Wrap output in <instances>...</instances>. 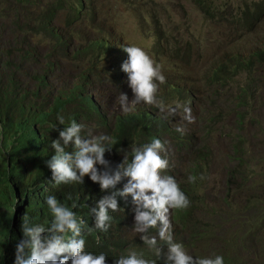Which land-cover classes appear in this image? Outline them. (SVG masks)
<instances>
[{
  "label": "trees",
  "instance_id": "obj_1",
  "mask_svg": "<svg viewBox=\"0 0 264 264\" xmlns=\"http://www.w3.org/2000/svg\"><path fill=\"white\" fill-rule=\"evenodd\" d=\"M193 1L207 17L231 18L237 39H245L248 33L264 34V0H244L238 5L232 0ZM108 3L112 7H107L106 0H0V264H14L25 213L33 224L50 225L52 216L45 203L50 194L69 207L74 202L78 205L72 210L85 221L86 249L106 253L108 264L130 247L155 258L133 231L131 215L109 210L113 217L109 230L94 227L91 207L122 190L127 177L107 190L90 176L84 177V183L55 185L52 181L47 165L54 155L51 142L72 120L91 128L95 135L112 138V148L105 152L112 169L123 161L125 152L131 159V145L141 146L154 138L167 141L165 174L177 179L191 201L188 208L172 211L174 240L193 256L222 254L225 264H253L254 259L264 264V171L256 179L247 175L264 168V139L245 133L250 123L264 130V35L253 38L256 42L245 54L242 46H233L236 37L230 34V39L213 50L210 66L200 73L193 64L194 55L200 52L197 37L190 31L187 39L182 38L178 30L171 42L162 27L164 5L157 0ZM122 6L144 12L142 20L152 19L153 43L145 38L142 24L137 31L144 41L130 40L123 24H117L108 12ZM159 12V18L153 19ZM128 44L143 47L160 65L166 82L157 81V99L190 105L194 123L183 120L181 110L168 115L143 102L128 113L122 111L120 94L126 93L130 104L134 99L128 74L122 70L128 59L122 47ZM241 74H246L244 87L219 92L217 85L224 89L221 85ZM174 81L177 84L172 87ZM104 99L114 107L111 111L105 109ZM153 108L172 121L169 134L157 133L150 124ZM231 114L234 118L229 125ZM59 115L65 119L63 125ZM178 126L184 128L183 134L176 131ZM218 126L231 144L215 160L207 134ZM72 150L71 145L66 148ZM251 160L254 164L248 167ZM97 167L105 170L103 165ZM193 175L195 183L188 180ZM218 176L224 177L223 190L211 186V179ZM233 212L243 217L241 223L221 230ZM157 231L152 228L149 234Z\"/></svg>",
  "mask_w": 264,
  "mask_h": 264
},
{
  "label": "clouds",
  "instance_id": "obj_2",
  "mask_svg": "<svg viewBox=\"0 0 264 264\" xmlns=\"http://www.w3.org/2000/svg\"><path fill=\"white\" fill-rule=\"evenodd\" d=\"M122 48L128 54L122 70L128 74L129 86L134 93L131 104L126 93L120 94L118 100L122 111L128 113L136 104L143 102L168 115H175L181 110L182 119L194 123L190 105L174 101L173 106L157 99V81L163 84L166 77L148 51L135 44ZM176 84L174 81L170 85L175 87ZM115 110L119 111L118 108ZM150 114V124L154 130L159 134H169L172 121L155 108L150 110ZM58 120L62 125L65 123L62 115L58 116ZM85 129L86 135H82ZM176 131L183 134L184 128L178 126ZM111 144L109 135H95L91 128L72 120L59 132V138L52 140L54 155L47 165L52 171L55 185L84 183V177L90 176L102 190H107L115 187L122 178H128L122 190L104 196L98 200L96 207H91V212L95 214L94 227L102 232L109 230L113 219L109 210L131 215L128 220L134 222L133 231L140 234L143 244L155 258L130 247L115 257L113 264H158L161 259L163 264H225L222 254L193 256L173 238L172 211L188 208L191 201L177 179L165 174L169 167L168 142L154 138L141 146L131 145V159L125 152L123 161L115 169L105 158V152L112 148ZM69 145L72 151H66ZM98 164L105 166V170L101 172ZM200 179H204V176L201 175ZM188 180L195 183L197 177L189 176ZM68 199H71V195ZM45 203L52 216L50 225L33 224L27 213L21 217L23 238L15 245L14 264H108L106 253L86 249L82 235L85 221L72 210L78 206L75 202L69 207L61 203L55 194H50L45 197ZM152 228H158L156 235L149 234ZM26 249L30 251L26 252Z\"/></svg>",
  "mask_w": 264,
  "mask_h": 264
},
{
  "label": "rangeland",
  "instance_id": "obj_3",
  "mask_svg": "<svg viewBox=\"0 0 264 264\" xmlns=\"http://www.w3.org/2000/svg\"><path fill=\"white\" fill-rule=\"evenodd\" d=\"M47 1L49 2L50 0ZM108 1L109 0H106V4L107 7L110 8L112 7V4H109ZM116 1L121 2L122 0H116ZM242 1L244 0H232V2H234L236 5H238L237 3ZM250 1L251 0H248V2ZM157 2L159 5H164L166 7V10L162 15L161 21H162L163 30L169 33L167 35V38L171 42H173L174 39L178 36L177 32L179 31H181L180 37L182 38L187 39L190 31L197 37L198 41L195 43V45L197 46L199 42L198 47H200V52H196V54L194 55L193 64L196 65V70L199 71L200 73H202L204 69L210 66L209 62L213 58L211 54L215 48L220 46V42L225 39H230V34L235 36L234 32L236 31V29H234L235 25L233 24V22H231V18L227 17L222 21L219 19L220 20L219 21L212 17H207L204 15V12L203 10H201L200 6L196 4L193 0H157ZM112 9L113 8L109 9L110 11L108 12H111V15L115 17L117 24L119 25L123 24V28L126 30L131 41L133 42H136L137 40L144 41L142 39V36H140V34H138L137 31L142 24L146 32L145 38L149 40L148 41L149 44L153 43L154 40L150 36L154 35L155 33H151L149 31V26L150 27L152 26V19L149 18L148 20L147 19L142 20V16L145 15L144 12L142 14L140 12H134V10H132L133 12H131L130 9H126L125 6H122L121 8L119 7L118 11H112ZM183 9H186V12H184ZM159 14H161V12L154 14L153 19L159 18ZM65 15L66 14H63L62 18H64ZM154 28H157V26L154 25ZM263 35L264 34L262 33H260L259 35L248 33L244 35L245 39H241V40L237 39L239 37L235 36L236 38H233V46H237V45L242 46L244 53L248 54L252 46L255 44L256 40H258ZM253 38L256 40H254ZM229 47H232L231 43ZM183 61L192 63L189 59L187 60V58H183ZM245 76L246 74H241L237 76L235 79L227 80L224 85H221L224 86V89L221 88L219 85H217L216 87L221 94L226 93V91L228 92L231 90H235L237 87H244L241 85H244L246 83ZM128 92H130V90ZM104 106L105 109L106 110L108 109L109 111H111L114 108L112 105L108 103L106 99H104ZM233 118L234 117L231 114L229 125L232 123ZM222 130L225 132L224 127ZM245 133L247 135L257 134L259 138L264 139V130H262L259 127H252L251 123L246 127ZM222 135L223 134H221L219 126L213 128L211 132L207 134L208 139L213 148V157L215 160L218 159L220 150H227L226 145L231 144V140L223 139ZM250 155L253 156L251 153ZM253 164L254 162L251 160V162L248 164V167L253 166ZM263 171L264 168H260L258 174L249 171L247 175L250 179L251 178L256 179L260 177L258 175H260ZM223 178H224L223 176L212 178L211 186H215L216 190L225 189V186L223 185L222 182ZM238 214L240 213L237 212L231 213L232 220L226 219L229 221L223 222V227L221 230L223 231L231 230V224L235 225L241 223V219L243 217ZM252 263L258 264V260L254 259L252 260Z\"/></svg>",
  "mask_w": 264,
  "mask_h": 264
}]
</instances>
